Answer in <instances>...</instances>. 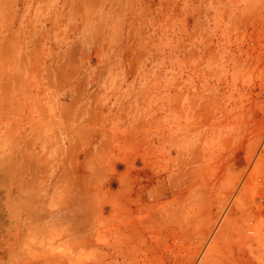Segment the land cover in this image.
I'll return each instance as SVG.
<instances>
[{"label": "rangeland", "instance_id": "1", "mask_svg": "<svg viewBox=\"0 0 264 264\" xmlns=\"http://www.w3.org/2000/svg\"><path fill=\"white\" fill-rule=\"evenodd\" d=\"M0 264H264V0H0Z\"/></svg>", "mask_w": 264, "mask_h": 264}, {"label": "bare ground", "instance_id": "2", "mask_svg": "<svg viewBox=\"0 0 264 264\" xmlns=\"http://www.w3.org/2000/svg\"><path fill=\"white\" fill-rule=\"evenodd\" d=\"M237 162V161H236ZM242 163V162H241ZM240 164V163H239Z\"/></svg>", "mask_w": 264, "mask_h": 264}]
</instances>
